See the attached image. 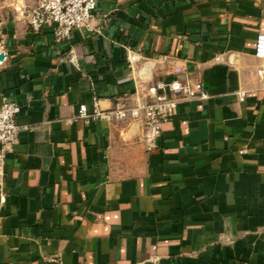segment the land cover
Listing matches in <instances>:
<instances>
[{"label":"crops","instance_id":"obj_1","mask_svg":"<svg viewBox=\"0 0 264 264\" xmlns=\"http://www.w3.org/2000/svg\"><path fill=\"white\" fill-rule=\"evenodd\" d=\"M38 2L0 0V106L21 104L0 264H264V0H97L100 31L61 42L31 30ZM175 65L210 97L178 103L155 148L141 121L77 117Z\"/></svg>","mask_w":264,"mask_h":264},{"label":"built area","instance_id":"obj_2","mask_svg":"<svg viewBox=\"0 0 264 264\" xmlns=\"http://www.w3.org/2000/svg\"><path fill=\"white\" fill-rule=\"evenodd\" d=\"M97 0H39L34 7H27L24 16L34 33H39L50 24L53 38L57 42L67 40L74 31L99 32L95 25ZM254 56L264 60V31L257 35ZM141 55L129 50V63L141 59ZM174 77L158 79L144 92L133 96L118 97L114 106L103 109L99 99H95L91 110L81 104L77 117L86 122L91 120L119 121L132 119L143 123V141L147 150L155 148L162 135L164 124L173 116L174 108L182 101L204 100L210 93L202 81L193 80L183 65H175ZM259 79L264 84V64L257 69ZM246 91H238L239 100L245 99ZM21 104L7 96L0 106V187L5 173L6 158L15 150L20 125L17 121ZM57 259L52 258L51 261Z\"/></svg>","mask_w":264,"mask_h":264},{"label":"water","instance_id":"obj_3","mask_svg":"<svg viewBox=\"0 0 264 264\" xmlns=\"http://www.w3.org/2000/svg\"><path fill=\"white\" fill-rule=\"evenodd\" d=\"M6 52L4 51H0V62H2L4 60V58L6 57Z\"/></svg>","mask_w":264,"mask_h":264}]
</instances>
